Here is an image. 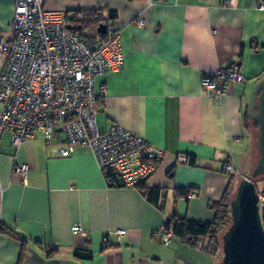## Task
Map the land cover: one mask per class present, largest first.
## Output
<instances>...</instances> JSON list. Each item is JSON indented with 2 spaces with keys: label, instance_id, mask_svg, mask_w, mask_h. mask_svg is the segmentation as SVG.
I'll list each match as a JSON object with an SVG mask.
<instances>
[{
  "label": "crops",
  "instance_id": "1",
  "mask_svg": "<svg viewBox=\"0 0 264 264\" xmlns=\"http://www.w3.org/2000/svg\"><path fill=\"white\" fill-rule=\"evenodd\" d=\"M16 1L0 0V38L12 36ZM44 2L49 10L76 14L118 11L125 61L122 69L95 78L97 92L105 85L96 122L102 131L116 123L130 127L164 150L145 182L162 188L165 197L160 207L136 186H109L88 146L59 154L58 148L67 145L62 131L52 144L38 131L21 145L4 131L0 224L8 223L28 242L22 254L24 242L0 229V264H219L221 254L188 246L173 235L166 244L154 235L175 210L213 220L211 204L222 198L231 175L239 169L246 176L254 168L257 133L246 114L264 78V0ZM3 65L0 52V71ZM236 66L243 78L221 96L203 86L205 76ZM230 158L232 172L224 168ZM25 162L31 168L23 177L15 164ZM179 187H189L194 196L178 193ZM74 224L83 230L74 233ZM77 248L93 255H74Z\"/></svg>",
  "mask_w": 264,
  "mask_h": 264
},
{
  "label": "built area",
  "instance_id": "2",
  "mask_svg": "<svg viewBox=\"0 0 264 264\" xmlns=\"http://www.w3.org/2000/svg\"><path fill=\"white\" fill-rule=\"evenodd\" d=\"M16 3L12 36L9 40L0 38L4 57L0 71V135L10 131L13 142L21 145L27 137L41 131L51 144L62 131L67 145L58 148L59 154L70 155L75 145L88 146L105 177V172L112 171L127 186L147 180L164 150L130 127L116 123L102 131L96 122L95 113L105 85L97 92L95 78L122 69L125 61L115 18L103 12L106 36L95 38L71 30L68 18L76 12L49 10L44 0ZM139 21L144 23L143 19ZM242 78L236 66L205 76L202 84L219 97L230 83ZM15 165V171L26 177L30 165ZM224 168L232 172L231 158ZM236 173L242 174L239 169ZM261 200L264 201L263 195ZM72 229L74 233L83 230L80 224H74ZM121 233L126 230L121 229ZM154 236L166 244L172 240V232L164 225L157 228Z\"/></svg>",
  "mask_w": 264,
  "mask_h": 264
},
{
  "label": "trees",
  "instance_id": "3",
  "mask_svg": "<svg viewBox=\"0 0 264 264\" xmlns=\"http://www.w3.org/2000/svg\"><path fill=\"white\" fill-rule=\"evenodd\" d=\"M104 11H97V10H88L83 11L82 13L77 12L76 15H72L68 18V23L71 25V30L74 32H79L81 35L92 36L95 38L105 37L106 34L99 31L100 24L106 21V17L103 14ZM109 16L112 18L118 17V11L111 10L108 11ZM93 28V31H90L89 34H86L84 31L86 29ZM101 99V98H100ZM99 99V100H100ZM246 121L247 124L255 131H259V123L256 120H252L249 115V110L246 114ZM54 140V139H53ZM53 140L51 144L53 143ZM259 149L257 148V159L255 165L257 164L259 158ZM189 162L191 164L196 163V159L194 157H188ZM254 168L251 170V175ZM226 170V168H225ZM230 172V171H228ZM105 180L107 184L111 187H119V186H127L122 178L112 171H107ZM236 172L231 175V181L228 187L224 190V194L222 198L218 201L212 202V206L215 210V217L213 220H196L193 218H189L187 216H182L176 210L169 215L167 220L164 223L166 229L172 232L173 237H177L181 239L186 245L193 246V247H201L202 249L207 250L209 253L220 256L222 254V244H223V237L222 235L225 231L230 227L232 223V214H231V199L233 198L234 191H235V181H236ZM242 175L243 172H242ZM257 176H264V174H260ZM256 181V177H253ZM146 180L139 182L135 186L140 189L153 203H156L160 207H163L162 203L165 197L164 190L162 188H151L145 182ZM191 189L188 187H179L177 189L178 193L186 195L189 197V194L193 193L190 191ZM261 192V191H260ZM263 195L264 193L261 192ZM264 224V219H263ZM0 229L3 232L13 236L14 238L19 237L22 242H24L23 252L27 248L26 244L28 240L24 238V236L19 235V232L14 230L11 225L5 223L3 225L0 224ZM19 235V236H18ZM41 247V246H40ZM51 250V251H50ZM54 249L48 248V254L52 253ZM74 255L81 256L83 258H89L93 254L89 249H81L77 248L75 250ZM22 258V255L20 256ZM23 259V258H22Z\"/></svg>",
  "mask_w": 264,
  "mask_h": 264
},
{
  "label": "water",
  "instance_id": "4",
  "mask_svg": "<svg viewBox=\"0 0 264 264\" xmlns=\"http://www.w3.org/2000/svg\"><path fill=\"white\" fill-rule=\"evenodd\" d=\"M69 27L71 25L69 24ZM100 32H106L101 23ZM249 115L259 123V158L252 176H244L231 199L232 223L222 235L224 256L219 264H264V214L261 193L253 177L264 174V78L251 95Z\"/></svg>",
  "mask_w": 264,
  "mask_h": 264
},
{
  "label": "rangeland",
  "instance_id": "5",
  "mask_svg": "<svg viewBox=\"0 0 264 264\" xmlns=\"http://www.w3.org/2000/svg\"><path fill=\"white\" fill-rule=\"evenodd\" d=\"M90 31H93V28L86 29L84 32H85L86 34H89ZM254 132L257 133V134H256V138H257V140H258V134H259V131H258V130H255ZM247 173L251 175V170L248 171ZM238 174H240V173H238ZM235 179H236V181H235V185H234V186H235L234 194H235V192H236V188H237L239 182L242 180V179L240 178V175H239L238 177H236ZM256 185H257V189H258L259 191H261L262 193H264V176H257V177H256ZM261 192H260V193H261ZM263 195H264V194H263ZM261 212H263V214H264V201L261 202ZM222 250H223V249H222ZM223 256H224V250H223V252H222V254H221V258H220V260L223 258Z\"/></svg>",
  "mask_w": 264,
  "mask_h": 264
},
{
  "label": "clouds",
  "instance_id": "6",
  "mask_svg": "<svg viewBox=\"0 0 264 264\" xmlns=\"http://www.w3.org/2000/svg\"><path fill=\"white\" fill-rule=\"evenodd\" d=\"M241 173H242V172H241ZM244 176H245V175H242V174H241V175H240V178L242 179V177H244ZM248 176H249V175H248ZM261 195H262V194H261ZM261 201H262V200H261Z\"/></svg>",
  "mask_w": 264,
  "mask_h": 264
},
{
  "label": "flooded vegetation",
  "instance_id": "7",
  "mask_svg": "<svg viewBox=\"0 0 264 264\" xmlns=\"http://www.w3.org/2000/svg\"><path fill=\"white\" fill-rule=\"evenodd\" d=\"M264 196V195H263Z\"/></svg>",
  "mask_w": 264,
  "mask_h": 264
}]
</instances>
